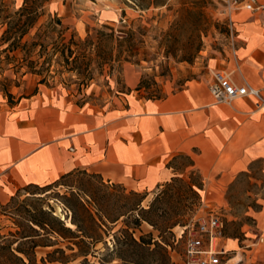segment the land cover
<instances>
[{
  "label": "rangeland",
  "instance_id": "374dc122",
  "mask_svg": "<svg viewBox=\"0 0 264 264\" xmlns=\"http://www.w3.org/2000/svg\"><path fill=\"white\" fill-rule=\"evenodd\" d=\"M21 1L0 0V96L10 102L39 83L66 88L81 101L103 102L119 89L127 63L140 73L137 88L142 95L157 97L163 85L178 87L204 73L211 57H227L236 34L228 0H28L32 13L20 10ZM32 16H36L35 23L26 26ZM87 35L92 38L90 44L85 42ZM200 184L199 176L190 174L146 192L141 202L144 208L164 189L153 204L155 211L148 214L155 226L145 220L135 226L133 213L110 223L137 196L97 173L77 171L46 192L22 188L0 206V264H21L10 257V250L16 252L19 245L30 250L31 243L20 237L35 233L30 220L43 217L40 210L68 221L76 198L104 216L107 226L103 241L95 246L96 256H87L90 263L137 264L127 259L138 258L144 264H182V226L198 216L218 213L226 233L236 234L245 222H251L248 207L256 208L264 195L245 194L247 185L251 192L258 187L248 180L225 196L228 207L211 210L202 200ZM173 222L171 228H164ZM127 227L136 239L143 236L151 242L148 252H134L128 237L120 232ZM48 237L57 244L37 246L32 255L37 264H83V257L66 263L43 262L47 252L67 244L55 234L39 239L49 243ZM155 241L165 244L166 251L157 248ZM222 264L264 261L241 258L234 252Z\"/></svg>",
  "mask_w": 264,
  "mask_h": 264
},
{
  "label": "crops",
  "instance_id": "0c3cea01",
  "mask_svg": "<svg viewBox=\"0 0 264 264\" xmlns=\"http://www.w3.org/2000/svg\"><path fill=\"white\" fill-rule=\"evenodd\" d=\"M23 0L21 1V3ZM236 34L228 56L211 57L206 71L162 95L144 97L140 73L123 66L116 93L103 102L81 101L58 85L35 84L25 95L0 96V206L28 185L50 184L85 170L134 191L151 193L177 176L197 174L211 210L248 180L264 194V103L255 96L217 101L211 69L232 72L264 95L261 15L235 10ZM117 88V87H116ZM248 207L251 222L217 242L231 253L264 261V195Z\"/></svg>",
  "mask_w": 264,
  "mask_h": 264
},
{
  "label": "trees",
  "instance_id": "16d2710c",
  "mask_svg": "<svg viewBox=\"0 0 264 264\" xmlns=\"http://www.w3.org/2000/svg\"><path fill=\"white\" fill-rule=\"evenodd\" d=\"M29 9L30 8L28 6V0H23L20 5V10L23 12ZM28 12L32 13V11L30 10ZM35 21L36 16L30 17L28 22H26V26L33 25ZM85 42H87L88 44L92 43V38L90 35H87ZM72 174L74 173L65 174L50 184L42 186L28 185L24 187V189L34 187L43 190V192H46L50 190L51 186L61 184L62 180ZM175 178L176 177L172 178L170 181L163 184V186L170 184ZM131 194L137 196V200L135 201V203L129 206L125 210V212H122L112 220H109V222L114 224L121 216L133 213V215L135 216L133 220L135 226H138L142 220L150 222L153 226H155V222L151 220L148 214H151L155 211L153 204L158 198H160V195L164 194V189L158 190V193L156 194L153 202L149 205L148 208H144L141 204L146 196V192L144 193V195H139L138 191L132 190ZM69 211L70 215L68 217V221H65L59 216L53 214L50 210H40V213L43 217L33 218L30 220V228L35 233L26 234L20 237V239L27 240L28 243H31L30 250L21 248V246L19 245L15 249L16 252L12 251V249L10 250V257L17 262H20L21 264H37L32 256L35 253L34 249L37 246H54L57 244V242H51V238L49 237L47 238V241L49 243L43 242L44 240H40L39 237H43L44 234H47L48 236L55 234L56 236L66 241V247L53 248L51 251L47 252L46 257L42 258L43 262L47 261L66 263L77 257H83V264H95L90 263L87 260V256L90 254L96 256L97 249H95V246L98 242L103 241V233L105 232L104 229L107 227L106 222L103 218L104 216L99 214V212L93 213L92 210L79 198L75 199L74 203L69 207ZM68 223H70V225ZM173 224L174 222L166 224L164 228L169 229ZM157 228L161 229V231L163 230L162 226H160V228ZM40 231H43V234ZM120 232L128 237L129 242L135 250L134 252L138 251L140 253L149 251L151 242L146 241L143 236H140L139 239H136L133 235V232H130L128 227L122 228ZM154 243L157 248H161L162 250L166 251L165 244H161L157 241H155ZM66 250H68L69 253H67ZM117 257L119 259L126 260L121 255H118ZM127 260L137 264H144V262H141L142 260L138 258H129ZM99 264H101V262ZM167 264L170 263L168 262Z\"/></svg>",
  "mask_w": 264,
  "mask_h": 264
},
{
  "label": "built area",
  "instance_id": "2783aa9c",
  "mask_svg": "<svg viewBox=\"0 0 264 264\" xmlns=\"http://www.w3.org/2000/svg\"><path fill=\"white\" fill-rule=\"evenodd\" d=\"M231 11L247 9L261 15L264 25V0H228ZM212 79L208 88L217 101L230 102L236 97L255 96L256 105L264 103L260 90L247 82L238 84L232 78V72L211 69ZM224 222L218 213L198 216L181 227L179 237L184 238L182 264H222V259L229 255L217 242L225 236Z\"/></svg>",
  "mask_w": 264,
  "mask_h": 264
},
{
  "label": "bare ground",
  "instance_id": "6f19581e",
  "mask_svg": "<svg viewBox=\"0 0 264 264\" xmlns=\"http://www.w3.org/2000/svg\"><path fill=\"white\" fill-rule=\"evenodd\" d=\"M231 18L234 21L233 12H231ZM70 225V223H68Z\"/></svg>",
  "mask_w": 264,
  "mask_h": 264
}]
</instances>
